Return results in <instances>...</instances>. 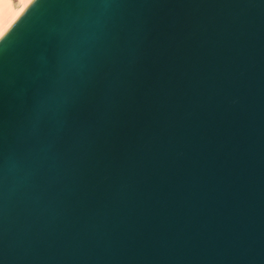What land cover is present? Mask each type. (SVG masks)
<instances>
[{"label":"water","instance_id":"water-1","mask_svg":"<svg viewBox=\"0 0 264 264\" xmlns=\"http://www.w3.org/2000/svg\"><path fill=\"white\" fill-rule=\"evenodd\" d=\"M0 264H264V0H31L0 37Z\"/></svg>","mask_w":264,"mask_h":264},{"label":"bare ground","instance_id":"bare-ground-1","mask_svg":"<svg viewBox=\"0 0 264 264\" xmlns=\"http://www.w3.org/2000/svg\"><path fill=\"white\" fill-rule=\"evenodd\" d=\"M31 0H18V9L12 11L11 0H0V37L7 31Z\"/></svg>","mask_w":264,"mask_h":264},{"label":"rangeland","instance_id":"rangeland-1","mask_svg":"<svg viewBox=\"0 0 264 264\" xmlns=\"http://www.w3.org/2000/svg\"><path fill=\"white\" fill-rule=\"evenodd\" d=\"M18 0H11V5H10V8L12 11H15L18 9Z\"/></svg>","mask_w":264,"mask_h":264}]
</instances>
